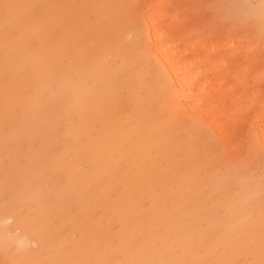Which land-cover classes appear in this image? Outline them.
<instances>
[{
  "label": "rangeland",
  "instance_id": "374dc122",
  "mask_svg": "<svg viewBox=\"0 0 264 264\" xmlns=\"http://www.w3.org/2000/svg\"><path fill=\"white\" fill-rule=\"evenodd\" d=\"M167 1L0 0V215L44 242L0 221V264H264V0ZM158 7L218 127L156 63Z\"/></svg>",
  "mask_w": 264,
  "mask_h": 264
},
{
  "label": "bare ground",
  "instance_id": "6f19581e",
  "mask_svg": "<svg viewBox=\"0 0 264 264\" xmlns=\"http://www.w3.org/2000/svg\"><path fill=\"white\" fill-rule=\"evenodd\" d=\"M172 2L173 0L165 2L166 8L171 6ZM158 8L159 10L149 13L148 19H146V23L148 21L149 28H151L150 35L153 37L152 49L154 55L159 59L156 60V63L173 85L174 91L177 93V99L183 105V110H190L199 114H213L211 123L217 126L220 119L218 114L216 115L214 108L209 104L202 107L203 99L192 92L200 72H194L191 69L192 62L187 60V50L182 48V45L189 38V32H183L184 23H178V28L175 29L174 25H172L173 22L166 20V16H169V13L164 12L160 7ZM172 19L176 21L173 15ZM185 30L191 31L192 29L186 28ZM218 90V86L213 88L215 93H218ZM202 111L204 112L202 113ZM258 128L261 131L263 130L261 125H258ZM13 209L15 208H9V210ZM4 211L0 215V221L4 226L2 235L5 240L9 238V242L7 240L5 245L13 244L20 252L24 250L23 248L28 249L31 252V256L36 257L43 250L44 242L42 237L34 232V228L33 231L24 229L19 219L20 215L16 211Z\"/></svg>",
  "mask_w": 264,
  "mask_h": 264
},
{
  "label": "snow or ice",
  "instance_id": "6c2138e0",
  "mask_svg": "<svg viewBox=\"0 0 264 264\" xmlns=\"http://www.w3.org/2000/svg\"><path fill=\"white\" fill-rule=\"evenodd\" d=\"M4 7H5V8H8V7H10V6L6 4V5H4Z\"/></svg>",
  "mask_w": 264,
  "mask_h": 264
}]
</instances>
